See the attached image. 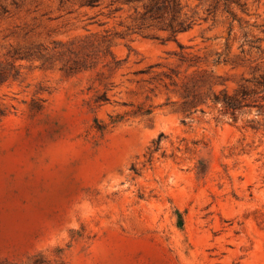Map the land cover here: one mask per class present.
Returning <instances> with one entry per match:
<instances>
[{
    "label": "rangeland",
    "instance_id": "1",
    "mask_svg": "<svg viewBox=\"0 0 264 264\" xmlns=\"http://www.w3.org/2000/svg\"><path fill=\"white\" fill-rule=\"evenodd\" d=\"M262 72L264 0H0V264H264Z\"/></svg>",
    "mask_w": 264,
    "mask_h": 264
},
{
    "label": "trees",
    "instance_id": "2",
    "mask_svg": "<svg viewBox=\"0 0 264 264\" xmlns=\"http://www.w3.org/2000/svg\"><path fill=\"white\" fill-rule=\"evenodd\" d=\"M182 29H185V27H182ZM258 96L264 99V72L245 79L233 93L224 90L219 94H215L214 102L220 104L224 112L232 114L234 119H237L238 112L244 107L252 104L258 105L256 102ZM258 106L264 113V103H259Z\"/></svg>",
    "mask_w": 264,
    "mask_h": 264
}]
</instances>
